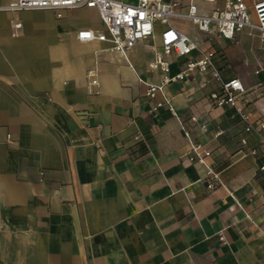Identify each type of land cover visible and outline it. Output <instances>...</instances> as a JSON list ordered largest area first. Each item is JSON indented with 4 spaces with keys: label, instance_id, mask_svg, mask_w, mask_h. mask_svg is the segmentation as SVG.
<instances>
[{
    "label": "crops",
    "instance_id": "0c3cea01",
    "mask_svg": "<svg viewBox=\"0 0 264 264\" xmlns=\"http://www.w3.org/2000/svg\"><path fill=\"white\" fill-rule=\"evenodd\" d=\"M193 1L203 11L223 3ZM245 2L254 18L253 0ZM78 11L99 16L91 7L60 17L0 9V264H264L258 135L234 106L209 102L217 82L164 87L178 111L209 116L195 134L212 150L220 180L207 187L204 168L181 159L189 145L178 118L166 106L153 109L138 79H158L148 62L159 33L130 49L131 67L107 42L77 38L80 28L105 29L101 20L76 18ZM176 22L213 46L221 78L238 77L246 88L249 120H264L259 33L244 26L233 38H207ZM172 59L174 73L182 57Z\"/></svg>",
    "mask_w": 264,
    "mask_h": 264
},
{
    "label": "built area",
    "instance_id": "2783aa9c",
    "mask_svg": "<svg viewBox=\"0 0 264 264\" xmlns=\"http://www.w3.org/2000/svg\"><path fill=\"white\" fill-rule=\"evenodd\" d=\"M202 1L215 3L217 0ZM78 7L95 8L105 29L80 28L76 33L77 38L81 41L107 42L106 50L121 54L131 67L134 65L128 58L130 49L138 41L155 37L159 33V47L148 62L149 69L158 72V79H138L145 84L147 96L154 101L153 109L166 106L178 118L180 129L189 145L181 159L204 168L207 187H214L220 180L208 160L212 150L198 141L195 134L207 128L209 116L205 114L201 117L191 109L178 111L164 95V87L168 83L187 80L201 88L212 81L217 82L208 92L209 102L212 105L234 106L246 121L245 130L258 135L260 144H264V120H249L244 108L247 102L246 88L241 80L238 77L222 79L213 61V46H203L199 39L191 37L176 25V20H187L207 38L212 35L233 38L238 30L248 26L264 39V0H253L254 18L245 0H223L221 5L206 11L201 10L193 0H10L0 5V9L11 11L51 9L59 17L63 10ZM13 25L19 27L21 23L17 21ZM172 56L182 57L174 73L171 72ZM86 75L90 84L97 83L94 67L88 68ZM221 132L217 130L216 135ZM241 141L246 143V138L242 137ZM262 153L264 155V149ZM259 168L264 169V163ZM220 237L223 239V235Z\"/></svg>",
    "mask_w": 264,
    "mask_h": 264
},
{
    "label": "rangeland",
    "instance_id": "374dc122",
    "mask_svg": "<svg viewBox=\"0 0 264 264\" xmlns=\"http://www.w3.org/2000/svg\"><path fill=\"white\" fill-rule=\"evenodd\" d=\"M75 17L78 18L79 20H86L88 22H99L100 18L99 16L93 14L92 11L86 12V11H78Z\"/></svg>",
    "mask_w": 264,
    "mask_h": 264
}]
</instances>
